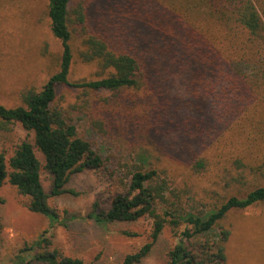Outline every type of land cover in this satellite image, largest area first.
Instances as JSON below:
<instances>
[{"label":"trees","instance_id":"trees-1","mask_svg":"<svg viewBox=\"0 0 264 264\" xmlns=\"http://www.w3.org/2000/svg\"><path fill=\"white\" fill-rule=\"evenodd\" d=\"M86 1L48 0L51 31L62 46L59 69L40 89H22L21 104L0 103V131L9 132V125L16 124L32 134L8 158L0 150V188L10 183L27 196L30 211L47 216L51 224L58 222L59 212L50 204V196L68 191L66 184L73 172L100 168L104 161L55 103L57 87L81 89L79 108L97 106L98 94L104 107L120 106L122 111L114 117L123 115L126 122L141 118L149 134L168 136L171 153L182 157L198 144L204 155L195 158L192 170L200 173L213 165L227 186L238 183L241 189L207 215L175 216L171 210L183 205L180 189L171 188L173 179L167 168L125 162V179L120 180L124 189L112 197L107 209L95 201L88 213L102 224L153 217L150 240L127 254L122 264L140 263L165 224L181 221L191 228L181 232L168 252V264H226L232 229L223 226L221 219L231 210L264 203V0H154L147 9L135 12L134 24L115 30L90 26ZM74 37L81 46L80 59L95 63L103 76L70 80ZM183 85L185 94L175 95L174 89ZM189 93L195 95L194 104ZM130 96H138L139 104L134 105ZM206 97L212 104L207 116ZM252 107L258 108L255 132L224 138L228 128ZM105 119L91 118L92 126L103 134L108 131L104 125L111 121ZM210 149L220 151L206 155ZM42 171L51 177V193L42 183ZM214 229L219 230L217 237L211 235ZM26 250L32 251L30 261L43 264H91L53 247L51 236L43 233L21 252ZM24 261L25 255H16L15 264Z\"/></svg>","mask_w":264,"mask_h":264},{"label":"rangeland","instance_id":"rangeland-1","mask_svg":"<svg viewBox=\"0 0 264 264\" xmlns=\"http://www.w3.org/2000/svg\"><path fill=\"white\" fill-rule=\"evenodd\" d=\"M47 2L0 0V103L5 106L21 104L19 94L22 89L29 86L40 89L47 78L59 69L62 46L60 40L52 34ZM86 2L90 26L95 30H115L124 24L126 28L134 24L137 19L135 12L139 8L147 9L153 5L154 0ZM78 43L74 37L70 80L97 79L103 76L95 63H86L80 59L78 52L81 46ZM179 88H175L174 92L181 97L185 94L183 88L186 86ZM80 91L79 88L58 86L55 103L101 155L103 166L73 172L66 184L68 191L50 196V204L59 212V221L54 224L50 223L47 216L30 211L27 196L18 193L10 183H4L0 188V264H15L18 254L26 256V261L21 264H43L30 261L31 250L21 252L41 233L51 236L53 247L66 255L80 257L91 264H122L127 254L137 251L150 240L153 217L145 215L131 222L102 224L89 218L88 213L95 201L99 202L101 208L107 209L112 197L124 189L120 180L125 179L122 167L125 162L137 161L144 165L167 168L173 179L171 188L175 186L180 189L182 199L183 207L177 206V209L171 210L175 216L185 213L207 215L221 205L229 194H237L241 190L238 183L232 187L227 186L225 179L218 177V169L213 165L200 173L192 170L191 164L195 158L204 155L200 154L198 144L191 154L181 157L175 152L171 153L172 143L168 136L158 134L154 137L149 134L141 118L126 122L123 115L114 117L116 111H122L120 106H115V109L112 106L104 107L102 101L98 102V94L95 95L97 106L88 104L87 107L79 108ZM194 96L190 93L187 95L192 104L196 101ZM130 100H134V105L139 104L138 96H130ZM209 101L206 97V102ZM206 107L208 110L204 111L205 116L212 109L211 102ZM257 107H252L244 117L236 120L225 132L224 138H243L254 133L253 125L258 119ZM93 115L104 116L108 118L105 119L107 122L111 120L104 125L108 130L106 134L92 126ZM9 127V132L0 131V150L5 152L7 158L23 139H32V134L28 135L19 125L11 124ZM241 146L243 149L242 143ZM240 149L239 146L238 152ZM251 149L255 151L252 146ZM218 151L220 149H210L206 155L213 156ZM41 176L45 190L51 193L50 175L42 171ZM158 207L162 212V206ZM221 224L232 229L226 244V264H264L263 202L243 210H231L221 219ZM185 228H191V225L184 221L176 225L167 222L151 252L137 264H168V252L178 242ZM125 231L136 235H126ZM218 233L219 230L214 229L211 235L217 237Z\"/></svg>","mask_w":264,"mask_h":264}]
</instances>
